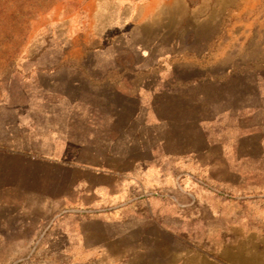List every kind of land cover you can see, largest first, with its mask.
<instances>
[{
    "label": "rangeland",
    "instance_id": "1",
    "mask_svg": "<svg viewBox=\"0 0 264 264\" xmlns=\"http://www.w3.org/2000/svg\"><path fill=\"white\" fill-rule=\"evenodd\" d=\"M0 264H264V0H0Z\"/></svg>",
    "mask_w": 264,
    "mask_h": 264
},
{
    "label": "crops",
    "instance_id": "2",
    "mask_svg": "<svg viewBox=\"0 0 264 264\" xmlns=\"http://www.w3.org/2000/svg\"><path fill=\"white\" fill-rule=\"evenodd\" d=\"M195 105H196V107H212L211 104H208V103L206 104L204 101H202V102L201 101H198V102L195 103ZM52 108H55V110H56V108H59L60 110L63 109V107H52ZM76 108H78V107H71V111L72 110H75ZM59 109H57V110H59ZM55 110L52 109L53 112ZM50 116L51 115H49L46 112L44 117L47 118V117H50ZM108 153L110 154L109 156L111 158L118 159V161H120V160H128V161H131V159H134V157H132L131 155H126V154L121 155V153H115V152L113 153V151H109ZM99 167H100L99 169L92 168V169H90V170H88L86 172L89 173V174H91V175H93V176H95V177H103V179H105L106 181H108L107 183H109V184H103V186H92V191H95L97 188L98 189H101V188L110 189V183L116 182L115 176H118L119 173H120L119 170L120 169H123L122 165H119L120 168L119 167L116 168V166H107L106 164L103 165V166H99ZM124 169H126V168L124 167ZM74 212H75L76 215H82V213H84L85 211L82 210V209H77Z\"/></svg>",
    "mask_w": 264,
    "mask_h": 264
}]
</instances>
